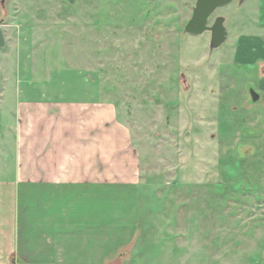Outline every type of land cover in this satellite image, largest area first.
<instances>
[{"label": "rangeland", "instance_id": "obj_1", "mask_svg": "<svg viewBox=\"0 0 264 264\" xmlns=\"http://www.w3.org/2000/svg\"><path fill=\"white\" fill-rule=\"evenodd\" d=\"M179 2L0 0V21L105 30L103 90L140 151L138 222L76 229L75 242L98 238L100 264H264V0L217 8L208 25L223 17L227 37L214 50L209 32H184L195 2ZM13 98L0 104V150Z\"/></svg>", "mask_w": 264, "mask_h": 264}, {"label": "crops", "instance_id": "obj_2", "mask_svg": "<svg viewBox=\"0 0 264 264\" xmlns=\"http://www.w3.org/2000/svg\"><path fill=\"white\" fill-rule=\"evenodd\" d=\"M2 21L0 104L14 98L0 150V264H100L98 238L77 243L72 232L136 225L141 177L132 131L103 90L105 30Z\"/></svg>", "mask_w": 264, "mask_h": 264}, {"label": "water", "instance_id": "obj_3", "mask_svg": "<svg viewBox=\"0 0 264 264\" xmlns=\"http://www.w3.org/2000/svg\"><path fill=\"white\" fill-rule=\"evenodd\" d=\"M233 0H196L192 8L191 17L184 26V32L192 36H199L205 32L210 33L209 49L219 48L226 40L227 31L224 26L225 19L223 17L215 18L211 26L208 21L214 11L222 6L231 3ZM245 0H239L243 3ZM3 21H0V48L4 46V37L1 30ZM252 102L259 100V95L253 90H249Z\"/></svg>", "mask_w": 264, "mask_h": 264}, {"label": "flooded vegetation", "instance_id": "obj_4", "mask_svg": "<svg viewBox=\"0 0 264 264\" xmlns=\"http://www.w3.org/2000/svg\"><path fill=\"white\" fill-rule=\"evenodd\" d=\"M239 1V0H238Z\"/></svg>", "mask_w": 264, "mask_h": 264}]
</instances>
